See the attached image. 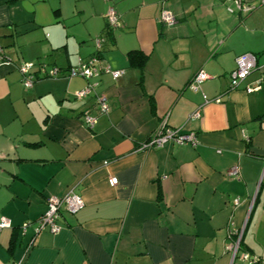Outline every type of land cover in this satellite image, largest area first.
Returning <instances> with one entry per match:
<instances>
[{
	"label": "crops",
	"instance_id": "obj_1",
	"mask_svg": "<svg viewBox=\"0 0 264 264\" xmlns=\"http://www.w3.org/2000/svg\"><path fill=\"white\" fill-rule=\"evenodd\" d=\"M245 1L249 13L226 0H0V218L11 223L0 264H246L226 249L241 227L240 250L264 256V0ZM247 52L255 68L229 88ZM96 53L97 75H67ZM23 62L60 73L26 88ZM163 121L195 144L143 148ZM69 188L84 206L62 211L56 233H35L46 199Z\"/></svg>",
	"mask_w": 264,
	"mask_h": 264
},
{
	"label": "built area",
	"instance_id": "obj_2",
	"mask_svg": "<svg viewBox=\"0 0 264 264\" xmlns=\"http://www.w3.org/2000/svg\"><path fill=\"white\" fill-rule=\"evenodd\" d=\"M231 1L235 4L236 8L239 11L244 13H249L252 11L255 6L247 3L245 0H226ZM107 25L110 29H113L119 25V20L117 15L114 13L112 8H109L106 14ZM162 20L167 25H172L174 22L173 16L167 12H162ZM102 39L100 37L95 38V44L97 47H100ZM3 59V55L0 48V60ZM98 59V54H94L89 57L87 60H79L76 66L71 67L67 71V75L74 76L79 75L86 79H89L92 76L98 74V69L95 65ZM256 65V56L253 53H243L238 55L235 58V68L229 72V88H235L238 84L243 81L250 72L255 68ZM36 67V68H35ZM19 71L22 77V82L26 88L31 87L33 84L36 75L42 76H57L60 73L58 67L52 66L49 70L46 69L44 63H31L23 62L19 66ZM106 72H109L114 79L122 75L123 70H114L109 67L105 68ZM207 78V74L200 70L198 71L187 84L188 87L196 89L201 82ZM247 91L252 90V88L247 87ZM94 91V84L88 83L84 88L75 93L77 99L84 98L90 95ZM95 104L99 113H107L109 106L102 95H95ZM203 100L205 102L209 101L207 96L203 95ZM216 102H219V98L213 99ZM198 112L195 111L190 114L189 117L198 116ZM83 118L87 126L92 127L96 121V117L90 115L87 111L83 113ZM167 141L175 142L182 144L184 142H191L192 145L195 144V136L192 133L183 134L178 130H171L167 128L164 121L157 127L155 132H153L150 139L144 143L143 148H159L162 147ZM232 174L236 173V169L232 168L230 171ZM108 183L111 186L117 184V179L115 177H110ZM238 199H235L234 202H237ZM84 202L79 194L75 193L72 188H69L64 194L60 196H50L46 199V209L35 221V233H38L42 230H48L51 233H56L59 230L58 220L61 217L62 211H66L70 214H76L82 207ZM30 223L25 222L22 224L21 228L24 231ZM11 226L10 220L1 217L0 218V229L9 228ZM243 227L238 230H229L230 242L227 244L226 249L231 252L232 258H239L244 261L246 264H264V256H259L256 254L249 253L245 250H240V240L243 234ZM28 248L24 252L26 255ZM16 264H22L21 261H18Z\"/></svg>",
	"mask_w": 264,
	"mask_h": 264
},
{
	"label": "trees",
	"instance_id": "obj_3",
	"mask_svg": "<svg viewBox=\"0 0 264 264\" xmlns=\"http://www.w3.org/2000/svg\"><path fill=\"white\" fill-rule=\"evenodd\" d=\"M128 57H129L130 61L133 62V63H135V64H140V65L143 64L144 56L138 50H131V51H129L128 52ZM39 63H44V62H39ZM37 77L38 76L36 75V78ZM39 77H41V75Z\"/></svg>",
	"mask_w": 264,
	"mask_h": 264
},
{
	"label": "water",
	"instance_id": "obj_4",
	"mask_svg": "<svg viewBox=\"0 0 264 264\" xmlns=\"http://www.w3.org/2000/svg\"><path fill=\"white\" fill-rule=\"evenodd\" d=\"M235 258V257H234ZM234 258H232V259H234Z\"/></svg>",
	"mask_w": 264,
	"mask_h": 264
}]
</instances>
